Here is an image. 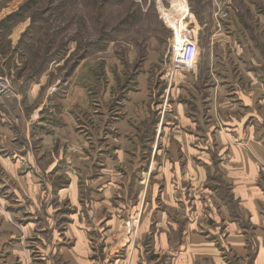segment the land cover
Returning a JSON list of instances; mask_svg holds the SVG:
<instances>
[{
  "label": "rangeland",
  "instance_id": "1",
  "mask_svg": "<svg viewBox=\"0 0 264 264\" xmlns=\"http://www.w3.org/2000/svg\"><path fill=\"white\" fill-rule=\"evenodd\" d=\"M251 134L264 0H0V264L170 263L155 235L221 231L213 170Z\"/></svg>",
  "mask_w": 264,
  "mask_h": 264
},
{
  "label": "crops",
  "instance_id": "2",
  "mask_svg": "<svg viewBox=\"0 0 264 264\" xmlns=\"http://www.w3.org/2000/svg\"><path fill=\"white\" fill-rule=\"evenodd\" d=\"M253 51L256 53V49ZM256 82L253 76L251 87L255 90ZM241 107L249 109L250 105L244 102ZM216 137L221 143L229 141L221 134ZM259 137L251 134L238 143L231 141L226 162L221 160L213 166L232 197L226 201L215 196L222 211L211 208L210 218L222 223L216 227H221V231L213 228V235L207 237L198 231H187L186 235V230L174 228V235L168 230L155 235L162 239L164 249L169 248L173 237L177 239V250L170 252L172 257H166L171 260L166 264H264V144ZM205 169L208 179L213 171L211 166Z\"/></svg>",
  "mask_w": 264,
  "mask_h": 264
},
{
  "label": "built area",
  "instance_id": "3",
  "mask_svg": "<svg viewBox=\"0 0 264 264\" xmlns=\"http://www.w3.org/2000/svg\"><path fill=\"white\" fill-rule=\"evenodd\" d=\"M172 52L174 54L173 69L176 68L174 67L175 60H180L189 66L194 65L198 53L197 41L190 36H182L172 45Z\"/></svg>",
  "mask_w": 264,
  "mask_h": 264
},
{
  "label": "trees",
  "instance_id": "4",
  "mask_svg": "<svg viewBox=\"0 0 264 264\" xmlns=\"http://www.w3.org/2000/svg\"><path fill=\"white\" fill-rule=\"evenodd\" d=\"M27 6H28V3L26 2L21 8L26 9ZM21 8L19 9V12L10 14L9 16L5 18V20L2 22V26L4 28H8L12 23H15V21L17 20V17L21 14Z\"/></svg>",
  "mask_w": 264,
  "mask_h": 264
}]
</instances>
